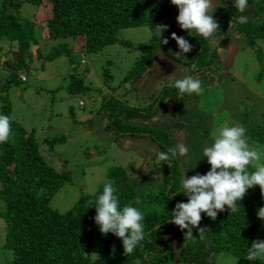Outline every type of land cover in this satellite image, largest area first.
Instances as JSON below:
<instances>
[{"label": "rangeland", "instance_id": "obj_1", "mask_svg": "<svg viewBox=\"0 0 264 264\" xmlns=\"http://www.w3.org/2000/svg\"><path fill=\"white\" fill-rule=\"evenodd\" d=\"M17 1H21L20 19L35 22L36 35L42 44L31 43L29 56L22 61L25 64L15 68L18 44L0 36V106L7 97L12 120L27 131L25 136L33 133L34 145L43 160L56 170L70 171L71 182L64 183L50 201L51 207L59 213L70 210L82 194L95 193L113 167L124 168L135 189H157L166 169L155 156L160 151L168 152L178 143L185 144L189 151L171 158L174 178L180 181L184 174L189 178L206 174L211 166L203 157V148L214 143L219 129L224 126L244 127L247 142L249 138L258 141L257 145L264 151V138L261 140L264 135V36L255 37L251 44L244 33L231 27L228 18L224 23L216 19L223 0H212V3L216 5L213 17L224 27L204 40L206 50L201 57L207 64L211 59L212 65L195 77V71L189 66L191 52L177 55L179 46L171 34L175 32L185 39L187 33L190 34L177 21L178 9L175 15L163 20L161 25L168 28L161 36L157 31L159 47L154 65L133 90H129L133 87L131 82L124 80L141 53L136 46L151 41L147 26L120 30L119 41L97 53L77 51L74 42L67 38L74 63L66 55L50 59L47 58L49 50L58 44V40L46 37L44 32L50 3L48 0L41 5ZM257 19L263 22L264 14ZM256 25H264V22ZM163 38H168L166 45L161 44ZM256 50L262 52L261 58L257 57ZM72 73L88 86L86 91L76 94L68 91ZM20 74L26 77L25 81L19 79ZM13 75L17 82H8ZM189 76L202 82L200 94L177 91L176 81ZM111 96L122 102L121 110L129 105L146 108L132 113L137 123L131 126L134 132L150 134L125 135L107 128L101 103ZM80 100L83 105L79 104ZM167 133L171 144L167 142ZM165 142L170 146L164 148ZM251 191L249 188L244 197ZM4 227V219L0 217V264L10 256L2 246ZM262 230L264 233V220ZM173 251L176 255L177 248ZM181 259L184 264L182 253ZM236 263L237 258L226 252L218 253L214 259V264Z\"/></svg>", "mask_w": 264, "mask_h": 264}, {"label": "trees", "instance_id": "obj_2", "mask_svg": "<svg viewBox=\"0 0 264 264\" xmlns=\"http://www.w3.org/2000/svg\"><path fill=\"white\" fill-rule=\"evenodd\" d=\"M27 1L41 5L44 0ZM48 2L51 12L44 22V32L46 37L58 40V44L47 54L50 59L66 55L74 63L71 55L73 50L65 41L67 38L74 42L77 51L97 53L105 46L119 41L117 35L122 29L142 25L150 29L151 41L136 46L141 53L125 77L124 82L130 81L133 85L129 90L135 89L154 65L155 52L159 47L156 26L178 11L171 0ZM234 3L235 0H223V8L215 17L220 18L221 23L228 18L231 27L238 33H244L252 44L255 37L264 36V25H256L264 22L257 19L264 14V0H248L250 7L244 12L234 7ZM20 7L21 1L0 0V36L18 44L15 68L25 64L22 61L29 56L31 43L37 46L42 44L36 35L35 22L20 19ZM241 15L247 17V23L239 22ZM223 27L220 26L217 31ZM186 40L192 45L189 66L195 71V77H198L202 70L206 71L212 65L211 59L208 64L201 59L206 50L205 38L193 30L190 34L187 33ZM256 53L258 58L262 57V52L256 50ZM9 79L8 82H17L16 75ZM87 88L80 77L73 73L70 75V93H82ZM159 96L160 94L157 96L158 107L161 105ZM106 98L102 100L101 109L107 128L125 135L131 132L150 134L134 132L131 126L137 123L132 113H139L138 109L146 108L129 105L121 110L119 108L122 102L118 98ZM10 110L9 99L3 98L0 115L10 117L13 134L9 142L0 144V217L5 223L2 246L10 252L3 264H182L181 253L184 264H214V259L220 252L235 256L236 264H264V258L255 261L246 259L252 242L264 241V219L257 215L259 209L264 207V195L258 185L253 186L252 191L238 201V208L234 213L227 206L225 211L218 212L215 220L201 213L199 228H204L202 238L198 228L192 229V235H185L187 229L181 230L178 225L170 222L176 204L187 202L188 197L177 193L182 190V180L174 178L171 165L165 163L163 168L166 173L157 189L139 191L128 181L124 168L113 167L108 170V178L99 185L95 193L82 194L70 210L59 213L51 207L50 201L64 183L71 182L70 171L66 168L56 170L43 160L34 145L33 133L25 136L27 131L15 124ZM140 130L151 131L148 128ZM263 138L264 135L261 140ZM166 139L171 144L170 134H166ZM248 142L252 146L258 143L250 138ZM168 143L162 144L163 147H169ZM249 170L254 169L249 166ZM108 182L116 189L114 195L118 197L121 210L125 206H133L144 216L141 223L145 239L127 256L124 254L121 238L111 232L106 235L101 233L100 226L94 219L95 204L89 206L90 202L102 194L104 185ZM174 242L176 255L173 251Z\"/></svg>", "mask_w": 264, "mask_h": 264}, {"label": "clouds", "instance_id": "obj_3", "mask_svg": "<svg viewBox=\"0 0 264 264\" xmlns=\"http://www.w3.org/2000/svg\"><path fill=\"white\" fill-rule=\"evenodd\" d=\"M171 3L179 9L177 21L180 27L189 33L195 30L200 36L210 39L220 28L213 17L216 5L212 0H171ZM234 7L244 12L250 6L248 0H235ZM239 22L247 23V17L241 15ZM156 28L161 36L168 25H157ZM171 35L179 46V51L176 52L178 56L191 51L192 45L188 40L175 32ZM167 43L168 38L161 40V44ZM201 83L199 79L189 76L177 80L175 87L180 94L198 95L203 91ZM245 132L246 129L242 126L221 127L214 143L203 148V157L207 158L210 170L204 175L196 174L190 178L184 174L182 190L177 193L185 194L188 201L176 204L170 222L178 225L181 230L187 229L185 235H192V229L198 228L202 238L204 228H199L201 213L215 220L218 212L225 211V206L230 212H236L238 201L243 199L249 188L258 185L264 195V151L260 150L259 145L250 146ZM12 135L10 117L0 115V144L9 142ZM188 151L185 144L178 143L176 147L169 148L168 153L159 152L157 162L170 165L172 157L186 155ZM249 166L254 170L250 171ZM115 191L111 182L105 183L102 194L90 202L89 206L95 204L94 219L100 226L101 233L106 235L111 232L121 238L124 254L127 256L145 239L141 223L144 216L133 206H125L121 210ZM257 215L264 219V207L259 209ZM173 247H176L175 242ZM260 258H264V241L254 240L246 259L255 261Z\"/></svg>", "mask_w": 264, "mask_h": 264}, {"label": "built area", "instance_id": "obj_4", "mask_svg": "<svg viewBox=\"0 0 264 264\" xmlns=\"http://www.w3.org/2000/svg\"><path fill=\"white\" fill-rule=\"evenodd\" d=\"M19 79H20L21 81H25V80H26V77H25L24 75L20 74ZM79 103L82 104L83 102L80 101Z\"/></svg>", "mask_w": 264, "mask_h": 264}]
</instances>
